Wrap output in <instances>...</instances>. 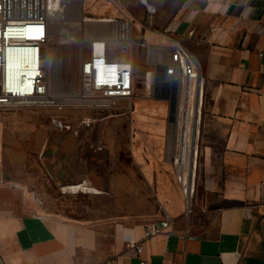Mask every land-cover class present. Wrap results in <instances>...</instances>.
Segmentation results:
<instances>
[{"label": "crops", "instance_id": "obj_1", "mask_svg": "<svg viewBox=\"0 0 264 264\" xmlns=\"http://www.w3.org/2000/svg\"><path fill=\"white\" fill-rule=\"evenodd\" d=\"M120 1L134 39L164 46L168 30L202 66L195 193L174 174L169 101L155 104L136 82L131 117L111 138L109 181L87 192L91 203L55 211L38 174L0 167V264H264V0ZM61 179L66 194L81 193L79 176ZM167 214L171 227L145 238Z\"/></svg>", "mask_w": 264, "mask_h": 264}, {"label": "built area", "instance_id": "obj_2", "mask_svg": "<svg viewBox=\"0 0 264 264\" xmlns=\"http://www.w3.org/2000/svg\"><path fill=\"white\" fill-rule=\"evenodd\" d=\"M74 1L0 0V108L62 109L67 104L78 103L85 108L99 109L120 99L134 98L137 81L133 56L135 24L120 0H107L117 15L99 21L106 27L90 40L89 54L81 66L82 88L76 93L77 99L69 97L59 101L51 96L48 47L56 20ZM80 1L84 10L86 2L105 0ZM161 35L168 44L152 46L142 41L139 45L147 49V63L154 67V73L148 72L147 77L152 75L154 88L168 101L175 102L171 115V128L176 138L172 164L177 181L189 198L196 189L200 125L205 104L203 71L198 58L168 30ZM259 56L263 58L264 52H259ZM54 122L58 124L57 119ZM84 183L73 187L79 188ZM78 191L84 192L82 188ZM259 208L264 218V200ZM171 225L172 218L168 214L163 220L148 223L145 238L162 234ZM129 247L135 248L139 255L143 251L141 244ZM138 264L149 263L140 257Z\"/></svg>", "mask_w": 264, "mask_h": 264}, {"label": "rangeland", "instance_id": "obj_3", "mask_svg": "<svg viewBox=\"0 0 264 264\" xmlns=\"http://www.w3.org/2000/svg\"><path fill=\"white\" fill-rule=\"evenodd\" d=\"M83 15L115 16L116 12L113 5L105 0L87 2ZM67 29V32H55L49 43L48 56L50 71L54 74L58 70L63 79L64 90L71 94L70 90L79 92L82 88V62L89 54L91 38L101 34V29L98 23L80 26V39L77 35L73 36V29ZM134 42L137 87H146L149 83L147 74H153L154 67L147 63V52L139 45L142 41L135 38ZM150 84L144 91L151 101L158 104L159 101L167 100L154 88L152 75ZM59 94L64 95V92ZM131 107L132 100L120 99L99 109L85 108L78 103L67 104L62 109L38 106L0 108V136L3 139V145L0 146V167L23 172L25 176L38 174L43 181L42 196L48 194L57 202L55 211L61 210L63 206L68 208L91 203L93 196L87 192L66 194L61 178L79 176L81 181L74 185L86 182L94 188L109 181L111 160L115 152V147L110 144L111 138L116 135V125L130 119ZM55 119L58 124L54 122ZM121 133L119 131L118 135ZM173 170L177 179L175 169ZM46 175L53 177V182L51 180L46 184ZM39 201L38 198L39 209L45 212V207ZM63 202L66 203L62 205Z\"/></svg>", "mask_w": 264, "mask_h": 264}, {"label": "bare ground", "instance_id": "obj_4", "mask_svg": "<svg viewBox=\"0 0 264 264\" xmlns=\"http://www.w3.org/2000/svg\"><path fill=\"white\" fill-rule=\"evenodd\" d=\"M84 17H86L87 19H85ZM102 18H105V17H102ZM102 18L90 17L88 15H83V6L81 4V1L75 0L68 7V9H66L64 11V13L60 14L58 19L56 20L55 26H54V29L52 32V37L55 35L56 31H60V32L66 31V30L68 31L69 29H67V28H71L74 30V31L72 30L73 32L70 31L71 33H73V36L77 35V37H79V39H80V36L78 33V27L83 26V25L85 26L86 24L97 25V22H98L100 29H103L104 27H106V24L102 23L103 21L99 23L100 20H103ZM157 60L160 61L162 59L158 58ZM48 78H49V82H50L51 96H53L54 99H56V100L69 99V97H74V99H77L76 98V93H77L76 90L75 91H74V89L70 90L69 92H72L71 94H68L67 93L68 91L64 90L63 79L61 78V74L58 72V70H56V72L53 74L52 70L50 71V69H49ZM148 81H149L148 86H150L151 85L150 84V77H148ZM57 91L64 92V95H60L59 92H57ZM70 95H72V96H70ZM187 170L188 169L186 168L185 172H187ZM80 188H82L84 190V192L97 190L96 188L89 186L87 183L82 184L79 188L72 186L73 191H78V190H80Z\"/></svg>", "mask_w": 264, "mask_h": 264}, {"label": "water", "instance_id": "obj_5", "mask_svg": "<svg viewBox=\"0 0 264 264\" xmlns=\"http://www.w3.org/2000/svg\"><path fill=\"white\" fill-rule=\"evenodd\" d=\"M144 3H147V2L145 1ZM169 102H170V114L172 115L175 111V102L174 101H169Z\"/></svg>", "mask_w": 264, "mask_h": 264}]
</instances>
